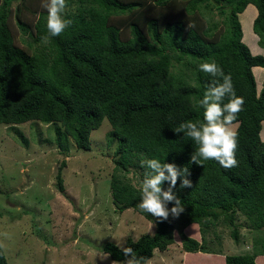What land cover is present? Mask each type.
Wrapping results in <instances>:
<instances>
[{"label":"trees","instance_id":"obj_1","mask_svg":"<svg viewBox=\"0 0 264 264\" xmlns=\"http://www.w3.org/2000/svg\"><path fill=\"white\" fill-rule=\"evenodd\" d=\"M15 1L3 0L0 9V125L52 124L61 151L69 150L70 140L78 150L88 151L92 132L108 120L112 127L108 146L118 145L110 186L114 204L119 213L133 209L155 224L153 235L128 239L124 248H132L137 257L150 262L157 250L164 252L175 244L178 231L185 253L221 254L209 247L207 236L222 222L239 243L236 221L241 214L250 229L259 233L256 251L228 255L225 264H258L257 258L264 256V87L259 93L253 70L264 69V56L253 55L243 43L239 16L250 5L258 10L253 32L264 47V0H226L228 10L218 6L220 0H77V14L64 17L71 25L60 36L48 39L46 53L37 48L31 51L32 44L28 50L16 44L10 26ZM73 3L68 0L66 5ZM203 5H211L226 17L224 34L218 36L213 32L217 27L203 25ZM157 9L164 16L162 32L154 13ZM20 10L19 6L16 19L22 33L35 43H45L47 15L41 13L32 30L22 21ZM145 10L150 12L149 36L138 22H132L131 37L124 40L125 17ZM248 15L253 22L254 15ZM186 59L196 69L194 85L172 72L175 64ZM212 61L231 74L236 95L245 101L236 121L238 165L231 169L215 160L191 162L198 146L174 132L185 121L203 120L199 101L213 77L199 65ZM153 158L187 168L192 183L191 188L181 189L178 178L173 191L184 211L178 217L170 213L166 221L138 207L140 189L127 178L135 170L141 185L147 171L143 162ZM58 185L64 191L61 176ZM168 186L164 182L162 188ZM173 206L174 202L167 204L169 209ZM193 225L199 226L201 240L186 235ZM102 249L114 262L126 260L114 243ZM0 264H9L1 242Z\"/></svg>","mask_w":264,"mask_h":264},{"label":"rangeland","instance_id":"obj_2","mask_svg":"<svg viewBox=\"0 0 264 264\" xmlns=\"http://www.w3.org/2000/svg\"><path fill=\"white\" fill-rule=\"evenodd\" d=\"M76 1L72 0L71 6L66 5L64 17L77 14ZM122 1L130 3L133 0ZM41 3L42 0L15 1L11 6L10 26L18 46L28 50L32 44L31 51L37 48L46 53L48 48L44 46L48 42L35 43L32 37L22 33L16 19L20 6L22 21L33 30L40 14H48ZM2 4L3 0H0V9ZM218 6L228 10L229 5L226 0H220ZM254 8L249 6L239 16L243 43L253 55L264 56V47L253 32L257 17L254 16L252 22L248 15H255ZM147 11L125 17L124 40L131 37L129 25L132 22H138L149 36L146 25L150 12L147 14ZM154 13L160 19L159 31L162 32L165 23L161 20V9ZM200 13L206 28L217 27L213 32L218 36L224 34L228 23L216 8L203 5ZM164 15L168 17L166 13ZM195 70L186 59L175 64L172 72L194 85L192 72ZM254 75L260 93L264 87V69H255ZM111 131V124L105 120L92 132L90 150H78L70 140L69 150L63 152L56 142L55 125L38 121L17 126L0 125V242L9 264H120L103 252L106 243L124 248L128 239L137 241L143 235L154 234V223L133 209L119 213L114 204L110 186L118 145L108 146ZM59 176L63 179L64 191L59 189ZM127 178L134 187L141 188L138 172L131 170ZM236 224L240 225L239 243L233 240L231 228L222 222L207 236L209 247L221 254L185 253L176 231L175 244L167 251L157 250L149 264H225L228 255L255 253L253 247L259 233L250 229L241 214L237 215ZM185 232L187 236L201 240L199 226L193 225ZM4 233L7 236L2 235ZM258 264H264V256Z\"/></svg>","mask_w":264,"mask_h":264},{"label":"clouds","instance_id":"obj_3","mask_svg":"<svg viewBox=\"0 0 264 264\" xmlns=\"http://www.w3.org/2000/svg\"><path fill=\"white\" fill-rule=\"evenodd\" d=\"M41 7L48 13L46 20L48 35L42 38L47 42L50 37L60 36L72 22L63 16L66 0H42ZM199 69L213 77L203 98L199 101L203 109V120L185 121L174 132L183 133L198 146L191 154V162L199 164L201 159L215 160L221 167L231 169L238 165L236 121L245 101L243 97L236 95L231 74H225L215 61L201 63ZM143 164L147 171L141 184L138 207L161 221L168 220L170 213L173 217H178L184 208L173 189L177 185L178 178L181 189L192 187L191 181L187 179L188 169L155 158L147 159ZM164 182L169 183L166 190L162 188ZM169 202H174L171 209L167 207ZM2 235L7 236V233ZM122 251L126 260L120 264H149L145 257H137L130 247L122 248Z\"/></svg>","mask_w":264,"mask_h":264},{"label":"crops","instance_id":"obj_4","mask_svg":"<svg viewBox=\"0 0 264 264\" xmlns=\"http://www.w3.org/2000/svg\"><path fill=\"white\" fill-rule=\"evenodd\" d=\"M250 6H252V5H250ZM252 7H253V6H252ZM254 9L256 10L254 16L257 17V15H258V11H257L256 8H254ZM255 17H254V18H255ZM253 21H254V20H253ZM252 24H253V23H252ZM258 50H259V49H258ZM255 69H256V68H255ZM255 69L253 70V72L255 71ZM263 133H264V132L262 131V139H263ZM260 258H261V257H258V258H257V263H259V259H260Z\"/></svg>","mask_w":264,"mask_h":264}]
</instances>
